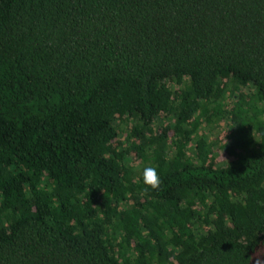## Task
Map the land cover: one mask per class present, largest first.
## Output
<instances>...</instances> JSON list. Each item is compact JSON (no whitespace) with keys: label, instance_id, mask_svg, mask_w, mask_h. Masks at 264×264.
Instances as JSON below:
<instances>
[{"label":"trees","instance_id":"trees-1","mask_svg":"<svg viewBox=\"0 0 264 264\" xmlns=\"http://www.w3.org/2000/svg\"><path fill=\"white\" fill-rule=\"evenodd\" d=\"M257 260L264 0H0V264Z\"/></svg>","mask_w":264,"mask_h":264},{"label":"clouds","instance_id":"clouds-1","mask_svg":"<svg viewBox=\"0 0 264 264\" xmlns=\"http://www.w3.org/2000/svg\"><path fill=\"white\" fill-rule=\"evenodd\" d=\"M160 178L158 176L157 170L154 167H145L143 170V183L146 186H150L151 189L156 190L160 186ZM256 264H261L259 260Z\"/></svg>","mask_w":264,"mask_h":264}]
</instances>
